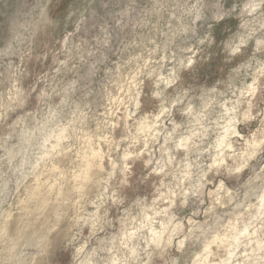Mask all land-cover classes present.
<instances>
[{"label": "clouds", "instance_id": "clouds-1", "mask_svg": "<svg viewBox=\"0 0 264 264\" xmlns=\"http://www.w3.org/2000/svg\"><path fill=\"white\" fill-rule=\"evenodd\" d=\"M0 264H264V0H0Z\"/></svg>", "mask_w": 264, "mask_h": 264}]
</instances>
